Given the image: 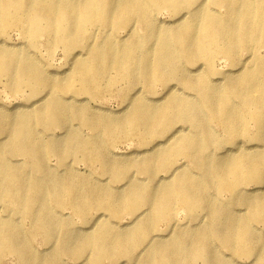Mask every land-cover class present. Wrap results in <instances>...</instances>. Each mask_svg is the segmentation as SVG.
I'll list each match as a JSON object with an SVG mask.
<instances>
[{
  "label": "bare ground",
  "instance_id": "bare-ground-1",
  "mask_svg": "<svg viewBox=\"0 0 264 264\" xmlns=\"http://www.w3.org/2000/svg\"><path fill=\"white\" fill-rule=\"evenodd\" d=\"M162 10L172 25L155 18ZM121 29L126 36L117 39ZM13 33L24 42L10 44ZM40 45L47 54L62 48L64 78L38 58L41 50H29ZM218 59L230 72L215 68ZM120 82L125 110L133 105L122 116L83 102ZM0 84V100L27 92L9 108L0 104V252L19 264H63L64 255L90 264H242L243 256L264 264V229L254 226L264 224V0H0ZM178 84L196 96H146ZM209 119L222 129L216 137ZM159 133L169 141L154 142ZM121 134L146 135L140 161L113 156ZM80 162L125 183H82ZM66 206L95 231L77 239L61 216ZM177 209L191 221L204 214L205 225H179ZM122 214L133 224L115 232ZM16 216L29 220V233ZM36 233L52 250L47 258L30 246Z\"/></svg>",
  "mask_w": 264,
  "mask_h": 264
},
{
  "label": "rangeland",
  "instance_id": "rangeland-1",
  "mask_svg": "<svg viewBox=\"0 0 264 264\" xmlns=\"http://www.w3.org/2000/svg\"><path fill=\"white\" fill-rule=\"evenodd\" d=\"M155 18L162 23V25L168 26V25H172L173 22L176 20L174 18H171L169 16V12L166 10H162L159 11L155 14ZM134 24V23H133ZM137 27L141 28L139 25H136ZM140 31V30H139ZM142 33V31H141ZM124 36H126V31H124V29L118 30L116 32V38L117 39H121ZM9 43L13 44V45H17L20 44L22 42H24V38L19 37L16 33H13L10 37H9ZM29 50L37 52L38 50H41V54H38V58L40 60H48V64L49 67L48 68H55V70L57 72H60L61 76H59V78H64L65 76L62 75V72H65L67 67L69 66L66 62H65V58L63 56V51L62 48L59 46L57 47V49L55 50V52L52 54V52H49L48 54L46 53L43 45H40L39 47H30ZM241 59H246L247 55L246 54H242L240 56ZM197 65V64H195ZM194 65V66H195ZM193 67V66H191ZM190 67V68H191ZM189 68V70H190ZM215 68H217L219 71H225V72H230L229 70L232 69L230 67H228V62L226 59H218L215 65ZM198 73H196L195 70H192L191 72V76H195ZM229 77H224L222 78V80L224 79H228ZM124 82H120L118 83L114 88H113V92L108 93H102L98 98L96 99H89L88 102H85V105L87 106H91V107H95L100 106V108L102 109V113L104 114H115L117 116H122V114L129 112L133 109V105L130 104L128 105L129 107L125 110V100L122 98V94H121V90L122 87L124 86ZM2 86L0 84V88L2 89ZM156 92L152 95H146L148 98L150 97H154V98H150V99H162V101L171 98L173 95L176 94H180V95H185L188 97H195L196 93L195 91L191 90L190 88L187 87L186 84H178L177 85V89L174 90L173 92H171L170 94H165L162 86L160 85H156ZM26 96L27 92H24L23 94L16 96V95H11V94H5L2 93L1 96V100H0V104L4 107H11L15 104H17V102H21V96ZM125 110V111H124ZM205 110H203V115H206ZM209 124L211 126V129L215 135V137L219 134L222 133V129L220 127H218L216 125V121L209 119ZM186 128H189V125H185ZM184 127V129H185ZM178 127L175 125H172V132L177 129ZM190 130V128H189ZM85 132H88V130L86 128L82 129V132L84 134ZM54 134H60V132L62 133V131L58 130V128H54L53 129ZM250 133L254 132V127L251 126L249 129ZM170 134H158L156 136V139L154 140V142H156V140H161V143H165L167 141H169L170 138H168ZM251 135V134H250ZM1 137V136H0ZM141 137L143 138H147L146 135H141V134H136V135H126V134H121L119 136V138L112 144L109 146V149L111 151L114 152L113 156H117V157H128L130 156L132 159H136L138 161H140V159L142 158L140 154L136 153V152H140L142 150H144L148 145H141ZM248 146V145H246ZM249 147V146H248ZM97 163H94L91 167H86L84 164H82V162H80L79 164H77V168L78 170L81 172H77L79 173L81 176H83V180L81 181L82 183L86 182L89 180V182H91V178L95 181H97L96 178H101L103 179L104 183L109 184L110 186H112V188H120L125 181H121V180H115L112 179L111 177L106 178V176L103 175L102 171L100 170V166L98 167L96 165ZM177 164L180 167H184L185 165L189 164V160L187 158H179L177 160ZM158 176L160 178H165L167 176L166 172H159ZM132 178L136 181L141 182V184L146 183L147 182V175L143 174V173H139V172H133V176ZM99 182V181H97ZM171 181H168L166 183H170ZM255 187L254 185L250 184L248 186H246L247 188H253ZM254 189V188H253ZM262 194V193H261ZM226 194L223 195V197ZM260 195V192H255V193H251L250 196L254 197V196H258ZM4 202H0V215H4L5 213H7V211H5V207H4ZM186 215L187 213L184 210L181 209H177L176 211V221L179 222V225L182 226H187L188 224L197 226V227H202L205 225L206 223V219L204 217V214L201 215L198 219L191 221V220H186ZM61 216L67 220V223L70 225L68 226L70 229H72L73 231H77L78 233L76 234V238L77 239H81L85 234L82 231H86L89 230V233H92L95 231V228H87L88 226H91L92 224L88 223L86 220L82 221V219L79 217V215L70 207V206H66L64 207V209L61 211ZM1 220V219H0ZM16 220L19 222V226L26 231V233H29L32 226L29 223V220L27 218L24 217H20V216H16ZM188 222V223H187ZM133 224V219L130 215L127 214H122V216L116 220V223L113 224L114 225V231L115 232H122L125 229L129 228L131 225ZM254 226L256 227V230H260V229H264V224L261 222H256L254 223ZM158 230L159 232H161L162 234H164L165 236H167V234L169 233L170 229H166V224L165 223H160L158 224ZM30 246L34 249L35 252L37 253H41L43 258H47L51 255L52 250L49 248V245L47 244L45 237L42 233H36L34 236L30 237L29 240ZM224 253L228 254V251L224 250V248L222 246H218ZM135 253L137 252H141L142 250V245L135 248ZM244 258H239V262H241L242 264H251L252 262H250V259L246 256H243ZM63 261V262H62ZM62 263L63 264H80L81 261H83L81 264H90L89 261H91V259H84L81 258L80 260H75L74 258L69 257L68 255H64L62 257ZM137 260L135 258H122L119 259L118 261L113 260L112 258L110 259L109 257H106L104 259L101 260V262L99 264H135ZM199 263V262H198ZM0 264H19L18 263V257L17 255H15L14 253L10 252V251H3L0 252ZM201 264V262H200Z\"/></svg>",
  "mask_w": 264,
  "mask_h": 264
}]
</instances>
